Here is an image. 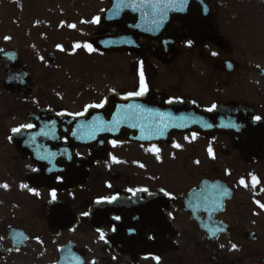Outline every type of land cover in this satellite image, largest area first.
<instances>
[{
  "label": "flooded vegetation",
  "instance_id": "af4514ba",
  "mask_svg": "<svg viewBox=\"0 0 264 264\" xmlns=\"http://www.w3.org/2000/svg\"><path fill=\"white\" fill-rule=\"evenodd\" d=\"M2 33L0 264H264V148L250 154L247 141L264 120L257 42L197 43L178 24L177 48L141 38L132 50L98 51L85 87L65 93L60 60L24 56ZM110 94L129 101L112 104L110 128L56 121L101 108ZM181 102L245 108L231 121L246 137L170 135ZM121 132L134 141L111 138Z\"/></svg>",
  "mask_w": 264,
  "mask_h": 264
},
{
  "label": "rangeland",
  "instance_id": "374dc122",
  "mask_svg": "<svg viewBox=\"0 0 264 264\" xmlns=\"http://www.w3.org/2000/svg\"><path fill=\"white\" fill-rule=\"evenodd\" d=\"M29 1V2H27ZM0 0V29L4 36L17 39L19 50L33 59L32 50L42 62L49 54H56L60 69L69 74L68 92L85 87L84 74L88 61L94 56L84 54L91 37L102 32L98 23H93L107 6L105 0ZM217 7L216 24L228 40L255 39L260 34L259 44L264 45V0H210ZM20 3V4H19ZM27 7V8H26ZM46 11V12H45ZM25 20L38 21L47 28L26 29ZM75 27H72V26ZM79 45V47H77ZM84 54V55H83ZM100 60V59H98ZM106 61V60H105ZM40 71H44L37 63ZM103 77L109 64H103ZM85 79L84 86L82 83Z\"/></svg>",
  "mask_w": 264,
  "mask_h": 264
},
{
  "label": "water",
  "instance_id": "95a60500",
  "mask_svg": "<svg viewBox=\"0 0 264 264\" xmlns=\"http://www.w3.org/2000/svg\"><path fill=\"white\" fill-rule=\"evenodd\" d=\"M110 7L101 19L105 26L118 25L122 30L120 40H133L139 35L149 39L163 41L177 20L182 22L190 31L192 37L197 41L213 39L209 30L213 26L215 14L214 7L207 0H170L171 6L155 7L154 5H167L169 0H109ZM107 38H95L94 44L100 48V41ZM175 111L179 108L175 107ZM185 117L180 124L175 125V132L192 129L190 114L181 109ZM217 116L204 115V119L211 121ZM203 119V120H204ZM177 120L175 119V123ZM223 122V121H221ZM221 124V128H223ZM178 130V131H177ZM197 131V126L193 128ZM199 131V130H198ZM223 131V130H221Z\"/></svg>",
  "mask_w": 264,
  "mask_h": 264
},
{
  "label": "snow or ice",
  "instance_id": "6c2138e0",
  "mask_svg": "<svg viewBox=\"0 0 264 264\" xmlns=\"http://www.w3.org/2000/svg\"><path fill=\"white\" fill-rule=\"evenodd\" d=\"M178 2H179V0H178ZM154 6H155V7H160V6L170 7V6H171V2H170V0H169V3H168L167 5H160V4H157V5H154ZM99 22H100V18H99V17H96V18L94 19V21H93V23H99ZM72 27H75V26L73 25ZM6 39H10V38H9V37H6ZM77 47H79V45H77ZM85 47H87L89 50H92V49H91V45H86ZM213 55H216V53H213ZM141 81H142V84H143V74H141ZM146 91H147V88H146V86H144V87H142L141 92L136 93V95H142V94H144V92H146ZM103 106H104L103 104H100V105H95L94 107H103ZM212 110H213V109H208V111H212ZM255 119H256L257 121H259L261 118H260V117H255ZM29 127H31V125H29ZM13 131H14V132H20V129H19V128H16V129H13ZM177 147H179V145H177ZM157 151H158V149H157ZM209 152L211 153V149H209ZM253 179L255 180V178H253ZM241 183L243 184L244 181L242 180ZM3 187L7 188V185H4ZM24 187H27V186L25 185ZM141 191H147V189H142ZM52 197H53V199H55V197H56V193H55V192L52 193ZM115 199H116V198L113 197L112 199L108 200L107 202H108V203H112L113 200H115ZM100 202H101V201H97V203H100ZM261 207H264V205H261ZM117 219H119V218L117 217ZM101 238H103V233H101ZM233 247L235 248V245H233Z\"/></svg>",
  "mask_w": 264,
  "mask_h": 264
}]
</instances>
